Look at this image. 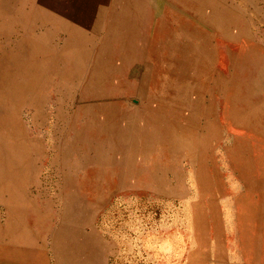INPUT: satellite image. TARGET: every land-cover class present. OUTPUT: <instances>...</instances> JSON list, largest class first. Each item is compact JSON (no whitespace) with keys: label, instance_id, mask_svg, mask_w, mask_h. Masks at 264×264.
I'll return each instance as SVG.
<instances>
[{"label":"rangeland","instance_id":"374dc122","mask_svg":"<svg viewBox=\"0 0 264 264\" xmlns=\"http://www.w3.org/2000/svg\"><path fill=\"white\" fill-rule=\"evenodd\" d=\"M152 1L119 77L0 0V264H264V0Z\"/></svg>","mask_w":264,"mask_h":264},{"label":"crops","instance_id":"0c3cea01","mask_svg":"<svg viewBox=\"0 0 264 264\" xmlns=\"http://www.w3.org/2000/svg\"><path fill=\"white\" fill-rule=\"evenodd\" d=\"M126 1L128 2L124 8L126 13L121 18L117 16V20L116 0H33V4L35 12L38 11L43 16L47 15L48 20L52 17L55 18L54 22L49 21L47 27L63 32L67 44L76 37L80 39V42L76 44L80 45L94 44L95 37L108 39L107 42L111 44L106 49L107 52L116 56V60H120L123 64L122 68H118L116 65V75L121 77L130 73L128 76L133 77L136 76V69L139 66V63L135 64L137 60L149 61L153 59V38L148 30L152 28V24L148 23L147 26L146 21L147 14L148 20L151 21L153 1ZM179 1L183 2V0H178V4ZM197 5L200 8L199 2L193 6L197 7ZM142 12L145 14L144 30H142L144 23L141 25L142 16L140 14ZM107 14H110L109 17ZM106 18H108L107 22ZM178 28L179 26H177ZM179 29H183V27ZM163 42L161 45L164 44ZM106 50L104 49V53ZM96 55H101L100 48L97 49ZM127 86H124V91H127Z\"/></svg>","mask_w":264,"mask_h":264}]
</instances>
